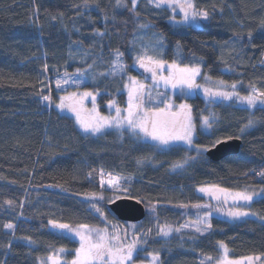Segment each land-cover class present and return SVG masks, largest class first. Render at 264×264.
<instances>
[{
    "label": "trees",
    "instance_id": "16d2710c",
    "mask_svg": "<svg viewBox=\"0 0 264 264\" xmlns=\"http://www.w3.org/2000/svg\"><path fill=\"white\" fill-rule=\"evenodd\" d=\"M195 4L209 17L200 26L185 27L169 21V7L158 9L148 0H139L134 11L131 0L121 5L116 0H89L87 7L85 0H0V264H39L56 248H66L67 257L72 256L78 241L51 228L50 220L73 227L124 222L110 210L119 197L101 186V169L123 177L120 188L146 206L138 222L148 239L136 260L152 251L159 252L158 264H204L202 257L222 253L220 242L232 257L264 256V198L256 197L249 206L259 215L240 220L213 216L211 229L203 235L162 239L155 228L180 226L185 219L182 205L205 201L196 190L199 184L264 189V177L258 175L264 171V106L250 108L231 101L207 105L201 95L188 97L197 125L202 113L215 114L209 132L197 127V145L209 148L229 137L242 140L238 154L218 161L183 144L156 147L128 130L88 135L57 108L60 91L55 79L77 69L94 74L96 79L83 87L100 90L97 100L103 111L114 98L126 106L125 76L113 73V61L121 52L130 63L129 72L139 74L134 43L145 24L164 37L165 59L202 63L212 77L239 84L240 93L252 87L264 91V0ZM249 118L257 123L241 132ZM188 157L196 160L171 169ZM91 193L97 197L91 199ZM152 205L155 212L147 210ZM9 223L15 228L7 229Z\"/></svg>",
    "mask_w": 264,
    "mask_h": 264
},
{
    "label": "snow or ice",
    "instance_id": "6c2138e0",
    "mask_svg": "<svg viewBox=\"0 0 264 264\" xmlns=\"http://www.w3.org/2000/svg\"><path fill=\"white\" fill-rule=\"evenodd\" d=\"M89 0H85V7L88 6ZM117 5H121L122 0H116ZM139 0H131L132 10L136 9ZM148 3L156 8H161L165 5L172 8L173 12L179 9L181 15L180 20H176L175 15L171 17L178 25H183L185 27H193L200 20H207L209 17V12L204 10H198L196 8L195 0H148ZM56 19V17H53ZM264 25V21H262ZM142 28L148 27V25H140ZM103 35V33H99ZM250 35V34H249ZM162 39V37H161ZM162 47V45H161ZM179 43H177V49L179 51ZM149 49L144 48V54L136 58L135 63L139 65L140 68L144 69L146 72L150 73V79L153 80L154 84H160L165 89L171 90L173 92H179L181 94H190L196 89H203L204 94L211 98L214 102L216 98H221L223 100H232L235 98L240 103L246 104L250 108H255L257 104L264 106V91H261L255 87H252L251 92L248 95H240L236 91H226L223 90L226 87H231L233 90L236 88V84L232 83L229 85L224 80H217L214 83L217 85L216 88L203 87L196 82V78L201 75L200 65H184L181 67L175 61L168 64L167 61L163 59L154 58L148 55ZM122 53L116 52V59L113 61V73L123 72L126 70V65L121 62ZM47 67V66H45ZM226 67H228L226 65ZM169 69L168 75L160 74L162 70ZM77 73L80 70L77 69ZM66 77L68 73L64 74ZM130 83L133 87L129 91V101L128 107L126 109V115L121 116V109L119 107L115 108L116 115L112 117L100 116L93 107L91 112L85 116L83 113L87 110L83 109V99L91 97L92 102L95 105V96L92 92H84L79 100L76 99L77 94L72 93L67 97H60V103L58 107L60 109H68L76 114V120L86 133H101L103 129L115 126L118 129H123L127 125L128 129L141 140H148L156 142V147L168 146L173 142L182 141L189 146L195 147L197 153L206 152L209 149L206 146H195L193 143V136L195 132V126L192 121V106L187 103H182L179 105H174L170 99L169 102L165 103L164 93H157L160 97H165L160 100V103L164 104L162 108H145L144 102L147 97L149 102L153 101L151 91L148 86L135 80V78L130 77ZM204 79L210 80V77L205 76ZM68 80L63 81L57 80L56 86L60 87L61 84H68ZM81 81L72 80L73 84L80 83ZM45 101L50 100L49 96L43 97ZM68 101V103H65ZM112 103H115L114 101ZM176 111H173V108ZM215 120V114L213 113L211 117L204 116L202 118V125L206 129H211L213 122ZM257 123V120L249 118L247 124L241 128L243 132L246 128L253 127ZM222 143L221 140H216L212 147ZM196 160V157H188L180 162L173 163L170 167L172 170L178 168H183L189 164L190 161ZM142 163V161H138ZM99 175L101 176V186L104 185V177L107 176V184L110 186H118L120 181L124 179L121 176H113L112 173H105L103 169L100 170ZM261 177H264V171L258 173ZM91 176V173H89ZM126 191V189H125ZM199 192H205L212 195L217 201L227 203L229 200L233 204L243 201L245 204H251L254 198L260 197L264 198V189L260 191L256 190H244V191H230L228 189L220 188L218 185L204 186L198 189ZM91 199L97 197V193L89 194ZM99 199L103 200L104 196L100 195ZM11 204V201H8ZM23 207V205H21ZM92 209L103 215L102 210L96 206V204L91 205ZM155 205H152V210L155 212ZM182 207H189V205H182ZM196 209H210L212 206L195 204L191 205ZM217 211L226 212V215L239 218L247 216H257L258 213L251 212L248 210H242L239 207L236 208H218ZM211 211H205L203 216H198L195 222H189L181 225L179 228L173 229L172 226H158V235H163L165 237L169 236L174 230L179 232L184 228L195 227V231L200 233L202 231H207L212 227L208 222L211 217ZM106 219V217H105ZM264 220V217H260ZM49 225L53 229L62 230L69 235H75L79 238L80 247L74 250V258L71 261H63L59 253H64L66 250L60 248L57 250V254L49 256L47 259L51 261V264H135L134 255L138 254V246L145 244L146 240H141L135 235L128 242L127 234L125 233L122 237L119 233L115 232V226L113 225L114 233L109 234L107 228H95L90 227L86 224H81L76 227L68 223H61L56 220H50ZM7 229H14L15 225L9 223L5 225ZM135 227V225H133ZM151 232V229H149ZM147 235V233L145 234ZM31 240L30 237L27 238ZM224 249V256L216 261V264H241L240 260H231L227 258V247L220 242ZM11 245H9L10 247ZM151 256V264H157L160 260L159 252H154L149 254ZM207 260H211V257H206ZM248 261L252 260V257L246 258ZM43 264V261L41 262Z\"/></svg>",
    "mask_w": 264,
    "mask_h": 264
},
{
    "label": "rangeland",
    "instance_id": "374dc122",
    "mask_svg": "<svg viewBox=\"0 0 264 264\" xmlns=\"http://www.w3.org/2000/svg\"><path fill=\"white\" fill-rule=\"evenodd\" d=\"M167 6V5H165ZM169 7V6H167ZM169 9L171 10V17L175 15L176 17V20H180L181 19V15L182 13H180L179 9L176 10V12H173L172 11V8L169 7ZM169 19V21L174 24V25H177L178 24L173 21L172 19ZM203 20H200L197 22V24L195 26H200L201 25V22ZM145 25H148L151 26L152 24H145ZM147 27L146 28H143L142 30H140L136 37H135V48H134V63L136 61V58L140 55H143L144 54V48H148L149 51H148V55H151L153 56L154 58H157V59H163L165 61L168 62V64H171L173 61L171 60H167L165 59V57L163 56V52H164V48H165V44H164V37L157 31H151L148 30L149 28ZM162 37V39H161ZM162 45V47H161ZM121 53V52H120ZM115 59H116V54H115ZM121 62L126 65V70L123 71V72H115V74H124L125 76V81L127 83V104L126 106L122 107V106H119L116 102V98H114L113 100H111L110 102H108L106 104V106L109 108L108 111H103L101 109V107L98 105V100H97V97H98V94L100 93V90H93V89H89V88H86V87H83L84 83L88 82V81H93L95 80V76L94 74L91 72H87L85 70H81L80 73H77L74 72V73H68V76L66 77L64 74L65 73H62L60 76H58L56 79H55V86H56V81L57 80H65L67 79L69 82L68 84H61L60 87H57L56 88L60 91L59 93V101L57 103V108L60 110L61 113H65V114H68L69 116H71L77 127L82 131L83 129L81 128V126L79 125V123L77 122L76 120V114L71 112L70 110L68 109H60L58 107L59 103H60V97H67L69 96L70 94L72 93H76L77 94V97L76 99L79 100L81 98V95L84 93V92H92L93 95L95 96V105L93 104L92 102V98L91 97H88V98H85L83 99V104H82V107L83 109L87 110L85 111L83 114L85 116H87L91 110L93 109V107L96 108V111L99 113L100 116H105V117H112V116H115L116 115V112H115V108L116 107H119L121 109V116H124L126 115V109L128 107V101H129V91L130 89L133 87V85L130 83V77H133L135 78L136 81L140 82V83H143L145 84L146 86H148L149 90L151 91V95L152 97L154 98L152 102H149L147 97L145 98V102H144V107L145 108H149V109H152V108H162L164 107V104L160 103V100L162 98H165L167 97V99H165V103L169 102V99L170 101L174 104V105H179V104H182V103H187L189 105L192 106V104L189 102V99L188 97L190 96H195V95H201L204 99H205V102L208 104H213L214 102H219V101H225V102H234L238 105H242V106H246V107H249L247 106L246 104H243V103H240L239 101H237L235 98H233L232 100H223L221 98H216L215 101L213 102L211 100V98L207 97L204 92H203V89H196L194 90L193 92H191L190 94H181L179 93L178 91L177 92H173L171 90H167L163 87L162 85V82L160 84H154L153 80H151L149 77H150V73L146 72L144 69L140 68L138 64L137 67L139 68V74H134L132 72H129V62H126V59H125V56L123 55L121 57ZM175 62L177 64H179L181 67H183L184 65H188V64H182L180 63L179 61L175 60ZM194 65H200L201 66V75L198 76L196 78V82L200 85H202L203 87H208V88H216L217 85L214 83L215 81L217 80H224L222 78H215V77H212L211 75H209L207 72L204 71V67L202 65V63H198V64H194ZM189 66H192V65H189ZM80 70V69H79ZM112 71H113V66H112ZM162 75H168L169 74V69H164L161 71ZM207 76V77H210L211 79L210 80H206L204 79V77ZM72 80H78V81H81L80 83H77V84H73L72 83ZM226 81V80H224ZM227 82V81H226ZM228 83V82H227ZM229 85H231L230 83H228ZM239 84H236V88L235 90H233L231 87H226L224 88L223 90H226V91H236L238 92L240 95H248L250 92L248 93H240L239 90H237ZM239 89V88H238ZM157 93H164L165 94V97H160L157 95ZM115 102V103H112V102ZM65 103H68V101H65ZM257 106H261L259 104H257ZM256 106V107H257ZM173 111H176V108L174 107L173 108ZM192 121H193V124L195 126V132H194V136H193V143L195 146H200V145H197L195 143V137L197 135V127H200V129H203L204 131L206 132H209L210 129H206L204 128V126L202 125V118L204 116H209L211 117L210 113H202L200 115V123L199 125H197V122H196V119H195V111L193 109V106H192ZM110 129H118L116 128L115 126H112V127H108V128H105L102 130V132H105L107 130H110ZM118 130H121V129H118ZM122 130H128L131 134H133L127 127V125H125L123 127ZM101 132V133H102ZM86 133V132H84ZM101 133H95V134H92V133H86L88 135H92V136H96L98 134H101ZM134 137L136 138H139L137 136H135L133 134ZM140 139V138H139ZM146 141H150L154 144H156V142L154 141H151L150 139L146 140ZM174 144H183L189 148H195L193 146H189L187 144H185L184 142L182 141H177V142H173L171 145H174ZM171 145H168V146H161L159 148H168L170 147ZM113 176H120L119 174H116V173H112ZM107 178H104L105 180V183L103 186L107 187V188H112L114 190V197H122V196H127L128 192L127 190L125 191L124 189L120 188V186H110L107 184ZM120 184V183H119ZM212 185H217V184H214V183H211V182H206V183H202V184H199L197 185V192L199 194H201L205 201L202 202V203H198V204H202V205H208L210 204L212 207L210 209H196L194 207H191V205H195V204H191L189 205V207L187 208H182L185 210V219H184V222L181 224H185V223H189V222H195L197 220V217L198 216H203L204 215V212L205 211H211L212 215L211 217L209 218V223L211 224V218L213 216H219V217H223V218H227L229 220H240L244 217H239V218H233V217H230L228 215H226V212H221V211H217L216 209L218 208H223V209H228V208H236V207H239L241 208L242 210H248V211H251L250 208H249V204H245V202L243 201H240V202H237L235 204H233V202L231 200H229L227 203H224V202H219L217 201L212 195L208 194V193H205V192H199L198 189L200 187H204V186H212ZM219 186V185H218ZM220 188H223L221 186H219ZM224 189H228V188H224ZM230 191H233V192H236V191H244V190H256V191H260L261 189L260 188H243V189H228ZM255 199V198H254ZM252 203V202H251ZM147 210H150L152 211V207H149L147 208ZM252 212V211H251ZM113 225L115 226V232L116 233H119L122 237L124 236V234L126 233L127 234V238H128V242H130L131 238L133 237V235H135L137 238L141 239V240H147L148 239V232L146 230L143 229V231L141 230L143 226H141V224L139 222H131V221H124L122 223H120L118 220H111V221H108L106 224H104L103 226H90V227H95V228H107L108 229V232L109 234H113L114 233V229H113ZM133 225H135V227H133ZM165 225H168V226H172L173 229H176V228H179L180 226H175V225H172V224H160V225H156L155 228H156V237H159V238H162V239H167V238H170L172 236H180L181 239H185L187 237H189L190 235L189 234H192V235H203L205 233H207L210 229H208L207 231H203V226H202V231L200 233H197L195 231V227H189V228H184L182 229L181 231L177 232V231H173L169 236L165 237L163 235H158V226H165ZM63 233L65 234H68L66 232L63 231ZM147 233V235H145ZM69 235V234H68ZM71 236L72 238L76 239L78 241V246L77 248L80 247V243H79V238L75 235H69ZM224 245V244H223ZM225 246V245H224ZM76 248V249H77ZM146 248V243L145 244H142V245H139L138 246V251L139 250H142V249H145ZM60 249V248H56V249H53L50 254H48L47 256L41 258L39 260V264H41V262L43 261V264H51V261L48 260L47 258L51 255H55L57 254V250ZM66 251L64 253H59V255L61 256L62 258V262L63 261H71L73 258H74V253L72 256L70 257H67V253H68V249L64 248ZM221 249H222V253L216 257V258H212L211 260H207L206 257L203 258L202 257V261L204 262V264H216V261L223 257L224 256V249L223 247L221 246ZM228 250V248H227ZM151 253H154L152 251H150L148 253V257L146 259H143V260H136L135 259V255H134V261H135V264H151V256L149 254ZM160 256V255H159ZM248 257H252V260L251 261H248L246 258ZM227 258L228 259H231V260H240L241 261V264H264V256H257V255H250V256H244V257H232L230 256L229 254V250L227 251ZM160 261V260H159ZM159 261L157 262V264L159 263Z\"/></svg>",
    "mask_w": 264,
    "mask_h": 264
},
{
    "label": "water",
    "instance_id": "95a60500",
    "mask_svg": "<svg viewBox=\"0 0 264 264\" xmlns=\"http://www.w3.org/2000/svg\"><path fill=\"white\" fill-rule=\"evenodd\" d=\"M222 143L209 147L206 154L215 161L226 156L238 154L242 148L239 137H229L221 140ZM111 212L120 220L138 222L146 215V206L139 200L130 196H122L110 204Z\"/></svg>",
    "mask_w": 264,
    "mask_h": 264
},
{
    "label": "built area",
    "instance_id": "2783aa9c",
    "mask_svg": "<svg viewBox=\"0 0 264 264\" xmlns=\"http://www.w3.org/2000/svg\"><path fill=\"white\" fill-rule=\"evenodd\" d=\"M105 173H109L108 171H104Z\"/></svg>",
    "mask_w": 264,
    "mask_h": 264
}]
</instances>
